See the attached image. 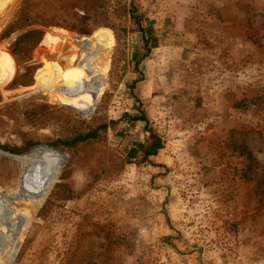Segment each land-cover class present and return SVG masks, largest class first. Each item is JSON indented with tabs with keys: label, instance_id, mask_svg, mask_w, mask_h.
<instances>
[{
	"label": "rangeland",
	"instance_id": "1",
	"mask_svg": "<svg viewBox=\"0 0 264 264\" xmlns=\"http://www.w3.org/2000/svg\"><path fill=\"white\" fill-rule=\"evenodd\" d=\"M0 264H264V0H0Z\"/></svg>",
	"mask_w": 264,
	"mask_h": 264
},
{
	"label": "trees",
	"instance_id": "2",
	"mask_svg": "<svg viewBox=\"0 0 264 264\" xmlns=\"http://www.w3.org/2000/svg\"><path fill=\"white\" fill-rule=\"evenodd\" d=\"M141 33L143 35L144 31L142 28H140ZM132 123L138 122V121H143L144 117L141 116L139 117H132L131 118ZM101 129L106 130V125L101 126ZM97 130L93 129L92 131H88L83 134H76L74 137L69 139L66 143L71 146L75 143L79 142H86L92 139L97 138ZM163 148V145L161 143V138L160 136L154 134L153 132H149V135L147 136V141L143 143H137L134 144V148L132 153L135 155V157H140L141 160L145 161L149 159L150 157H154L158 154V152ZM248 158L250 159L251 156L248 154Z\"/></svg>",
	"mask_w": 264,
	"mask_h": 264
},
{
	"label": "bare ground",
	"instance_id": "3",
	"mask_svg": "<svg viewBox=\"0 0 264 264\" xmlns=\"http://www.w3.org/2000/svg\"><path fill=\"white\" fill-rule=\"evenodd\" d=\"M17 227H19V229H17V231H19V232L17 233V236H16V238L14 240H12V238H9V235L6 236L7 240L10 241V243L7 244L8 245V249H10L9 255H11V253L13 252V250H14V248L16 246V243H17L18 236L22 232V230L26 227V224L25 223L24 224H20ZM11 228H12L11 230L13 231L14 230V226L11 225ZM1 231H2L3 235L6 234V233L3 232L5 230H1Z\"/></svg>",
	"mask_w": 264,
	"mask_h": 264
}]
</instances>
